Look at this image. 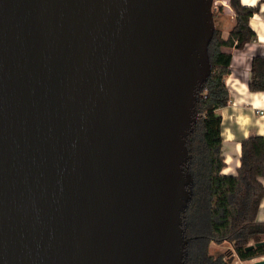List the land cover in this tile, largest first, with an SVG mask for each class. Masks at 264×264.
Instances as JSON below:
<instances>
[{
	"label": "water",
	"instance_id": "obj_1",
	"mask_svg": "<svg viewBox=\"0 0 264 264\" xmlns=\"http://www.w3.org/2000/svg\"><path fill=\"white\" fill-rule=\"evenodd\" d=\"M212 1L0 0V264L184 263Z\"/></svg>",
	"mask_w": 264,
	"mask_h": 264
},
{
	"label": "trees",
	"instance_id": "obj_2",
	"mask_svg": "<svg viewBox=\"0 0 264 264\" xmlns=\"http://www.w3.org/2000/svg\"><path fill=\"white\" fill-rule=\"evenodd\" d=\"M234 23L226 37L215 27L208 45L211 72L196 99L197 118L186 139L190 154L188 170L192 176L191 194L181 213L186 244L183 264H230L232 255L212 253L210 243L227 242L240 260L264 255V245L245 247L263 240L264 221L257 212L264 198V137L249 135L240 141V164L232 174L224 167L222 138L212 130L209 113L225 106L229 99L224 76L229 72L231 49L242 48L256 38L249 18L258 5L228 0ZM249 91H264V55L250 61Z\"/></svg>",
	"mask_w": 264,
	"mask_h": 264
},
{
	"label": "crops",
	"instance_id": "obj_3",
	"mask_svg": "<svg viewBox=\"0 0 264 264\" xmlns=\"http://www.w3.org/2000/svg\"><path fill=\"white\" fill-rule=\"evenodd\" d=\"M241 3L258 5V11L249 18V25L255 32L256 38L242 48L231 49L229 72L224 76L230 99L225 106L209 113L212 130L217 131L222 138L224 167L221 172L224 174L234 173L240 164L241 139L249 135L264 137V115L258 116L254 112V108L264 102V91L252 92L247 88L252 56L264 55V0H241ZM261 181L264 185V178ZM257 220L264 221V198L259 204ZM223 243L218 245L210 243V245L221 246ZM262 257L264 255L251 260ZM235 258L239 261L238 264H248L251 261L240 260L237 256Z\"/></svg>",
	"mask_w": 264,
	"mask_h": 264
},
{
	"label": "rangeland",
	"instance_id": "obj_4",
	"mask_svg": "<svg viewBox=\"0 0 264 264\" xmlns=\"http://www.w3.org/2000/svg\"><path fill=\"white\" fill-rule=\"evenodd\" d=\"M211 11L215 27L221 29L222 35L226 37L229 29L232 27V23L234 22V12L230 7L228 0H213L211 5ZM216 245H210L209 251L212 253L224 252L228 256L232 255L233 258L230 264L239 263V261H237V259L235 258L234 252L230 244L223 243L221 246Z\"/></svg>",
	"mask_w": 264,
	"mask_h": 264
},
{
	"label": "built area",
	"instance_id": "obj_5",
	"mask_svg": "<svg viewBox=\"0 0 264 264\" xmlns=\"http://www.w3.org/2000/svg\"><path fill=\"white\" fill-rule=\"evenodd\" d=\"M213 2V1H212ZM254 112L258 115V116H263L264 115V102L261 106L255 107L254 108ZM264 258V257H262Z\"/></svg>",
	"mask_w": 264,
	"mask_h": 264
}]
</instances>
